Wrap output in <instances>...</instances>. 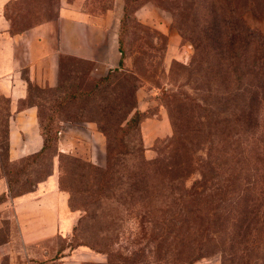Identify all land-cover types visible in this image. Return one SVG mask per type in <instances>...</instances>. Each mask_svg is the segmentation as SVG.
<instances>
[{"label":"rangeland","instance_id":"1","mask_svg":"<svg viewBox=\"0 0 264 264\" xmlns=\"http://www.w3.org/2000/svg\"><path fill=\"white\" fill-rule=\"evenodd\" d=\"M116 1L106 74L29 86L42 153L10 160L0 94V264H264V0H24L12 30Z\"/></svg>","mask_w":264,"mask_h":264},{"label":"crops","instance_id":"2","mask_svg":"<svg viewBox=\"0 0 264 264\" xmlns=\"http://www.w3.org/2000/svg\"><path fill=\"white\" fill-rule=\"evenodd\" d=\"M23 1L0 0V94L8 100L7 144L11 161L37 154L45 145L39 107L27 102L29 86L57 88L63 56L92 64L91 76L101 77L115 65L117 53L114 28L119 19L118 1L111 3L101 14L79 8L78 2L65 3L55 19L14 32L11 6ZM68 10L75 15H68ZM78 125L62 129L63 143L59 144V152L73 150L70 143L73 130L101 142L93 123ZM6 190V180L0 179V194ZM33 195L31 193L24 198H32ZM65 218H61V225L68 228ZM27 257L29 261H37V257Z\"/></svg>","mask_w":264,"mask_h":264},{"label":"trees","instance_id":"3","mask_svg":"<svg viewBox=\"0 0 264 264\" xmlns=\"http://www.w3.org/2000/svg\"><path fill=\"white\" fill-rule=\"evenodd\" d=\"M246 27H247L248 30H251L250 27H249L248 25H247ZM263 38H264V35H263ZM36 105H37V104H36ZM37 106H38V105H37ZM39 123H40L41 130H42V123H41V121H40V116H39ZM43 135H44V134H43ZM44 138H45V137H44ZM46 146H47V142H46V139H45V145H44L43 149H42L39 153H37V154L42 153V152L45 150ZM37 154H36V155H37Z\"/></svg>","mask_w":264,"mask_h":264}]
</instances>
